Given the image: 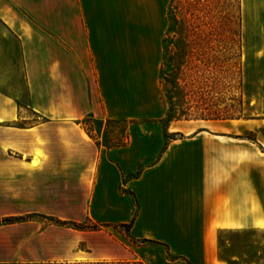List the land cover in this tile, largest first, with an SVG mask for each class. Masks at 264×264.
Segmentation results:
<instances>
[{"label":"crops","instance_id":"1","mask_svg":"<svg viewBox=\"0 0 264 264\" xmlns=\"http://www.w3.org/2000/svg\"><path fill=\"white\" fill-rule=\"evenodd\" d=\"M168 4L0 0L35 116L18 124L27 117L0 92V173L39 194V212L59 215L65 200L74 221L100 227L74 230L66 260H96L87 234L131 222L126 243L164 249L148 250V264H228L219 233L264 230V140L231 120L156 126L167 108L158 75ZM241 8L245 38L264 40V0ZM86 116L125 121V142L97 145L79 122Z\"/></svg>","mask_w":264,"mask_h":264},{"label":"rangeland","instance_id":"2","mask_svg":"<svg viewBox=\"0 0 264 264\" xmlns=\"http://www.w3.org/2000/svg\"><path fill=\"white\" fill-rule=\"evenodd\" d=\"M169 6L167 16L175 23L172 37L168 35L171 44L167 40L166 52L161 53L158 75L167 108L156 126L166 127L177 120H231L245 130L243 136L264 140V56H260L264 40L245 38L241 0H169ZM0 92L10 94L18 111L27 117L18 124L35 120L25 107L15 41L4 38L1 25ZM246 119L257 121L242 122ZM87 124L97 145L108 146L124 138L121 121L87 119ZM27 185L20 183L19 176L9 179L0 173V219L28 215L21 222L0 225V264H148V250H164L151 243L136 248L124 241L123 229L104 228L87 234L96 260H66L75 232L49 219L76 222L74 210L63 200L59 215L39 212V194L29 193ZM77 223L90 225L87 218ZM77 247L85 248V242ZM219 256L228 264L263 262L264 230L219 233Z\"/></svg>","mask_w":264,"mask_h":264},{"label":"trees","instance_id":"3","mask_svg":"<svg viewBox=\"0 0 264 264\" xmlns=\"http://www.w3.org/2000/svg\"><path fill=\"white\" fill-rule=\"evenodd\" d=\"M169 7L170 6L168 4L167 12L169 10ZM167 12H166L167 27H166V31H165L164 37L162 39V54L164 52H166V48H167V47H165L166 46V41L168 40L167 42L168 43L170 42V39H168V35L170 36L169 38L172 37V35H171L172 34V30H173L172 24H173V22L175 23V21H174L175 19H173L171 16L168 17L167 16ZM169 44H171V42ZM87 119L94 120V121H98V120H95V119H93L90 116H86V117H84L83 119H81L79 121L83 125L86 134L92 140H95V138L93 137L92 131L89 129V125L87 124ZM106 121L117 122L115 120H106ZM121 122L125 123V126H126V122L125 121H121ZM124 130H125V128H124ZM244 137L246 139H248V140H252V141L254 140L253 138H250L248 136H244ZM124 142H125V136H124V138H123V140L121 142H114L113 144H110L107 147H109V146H120ZM26 218H28V215L4 217V218L0 219V225H7V224H13V223H16V222H21V221L25 220ZM49 221L53 222L54 224H57V225H60V226H65L67 228H70V229H73V230H79V231L97 230V229L100 228L98 225H95V224H92V223H90V225H85V224L77 223V222H73V221H65V220L52 219V218H50ZM130 225H131V222L126 223V224L114 225L112 227L113 228H122L126 232L128 230V228L130 227ZM144 241L152 242V241H149V240H144ZM87 264H112V263L111 262H106V261H100V262H91V263H87Z\"/></svg>","mask_w":264,"mask_h":264}]
</instances>
